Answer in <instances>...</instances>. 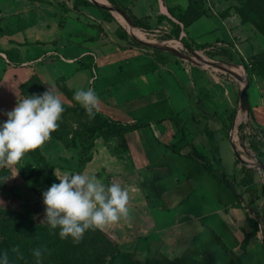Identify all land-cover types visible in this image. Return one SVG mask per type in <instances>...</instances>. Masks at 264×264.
Listing matches in <instances>:
<instances>
[{
	"label": "crops",
	"instance_id": "crops-1",
	"mask_svg": "<svg viewBox=\"0 0 264 264\" xmlns=\"http://www.w3.org/2000/svg\"><path fill=\"white\" fill-rule=\"evenodd\" d=\"M76 1L0 0V53L6 56L13 52L16 59L27 62L57 51L63 60H46L32 68L50 78V89L59 91L55 82L62 81L71 97L59 91L62 99L78 104L74 93L91 87L100 98L98 113L104 118L123 124H147L124 135L125 158L119 176L114 178L129 196L151 202L146 210L154 212L157 239L200 237L220 248L213 233L240 264H264L259 231L246 251L240 248L244 233L249 231L247 209L239 206L241 199L213 179L198 161L186 156L192 148L187 142L190 139L195 150L211 160L213 147L199 132L206 127L218 145L228 179L239 181L241 167L235 164L234 147L225 138L220 121L234 112L233 143L239 142L238 128L248 120L261 129L264 137V90L251 87L248 105L243 109L239 106L241 87L236 82H223L195 67L158 62L154 54L119 39L112 23L104 21L97 8L78 5L74 9ZM105 1L106 7L115 8ZM113 2L138 19L147 18L150 31L158 29L166 34L173 23H179L177 19L187 7V0ZM221 22L202 16L182 28L178 39L193 46L208 45L201 53L228 50ZM95 23L101 24L103 31L98 32L92 26ZM227 56L234 58L231 53ZM232 70L243 75L240 67ZM197 100L208 114L216 112V119H203L202 111L193 108ZM240 113L245 115L237 122ZM173 117L177 120H170Z\"/></svg>",
	"mask_w": 264,
	"mask_h": 264
},
{
	"label": "rangeland",
	"instance_id": "rangeland-1",
	"mask_svg": "<svg viewBox=\"0 0 264 264\" xmlns=\"http://www.w3.org/2000/svg\"><path fill=\"white\" fill-rule=\"evenodd\" d=\"M201 3L206 8L207 16L223 21L220 25L228 41L224 42L228 47L225 51L233 54V59L224 54L222 56L225 58L220 60L215 57L218 54L194 50L201 57L198 58L190 54L179 39L163 32L156 34L150 30L137 29L143 33L146 42L161 44L166 48L165 51H158L165 53V62L168 64L195 67L223 82H236L241 88L248 85V90L256 86L264 90V0H201ZM92 6L97 8L104 21L112 23L116 31H125L130 40L140 45L129 34L130 30L128 32L119 21L116 11L102 7L99 9L94 4ZM125 15L129 17L127 13ZM92 26L98 32L103 31L101 24L95 23ZM132 47L145 49L152 54L156 50L141 45ZM16 56L13 52L6 54L9 64L0 58V125L6 122L7 113L14 110L20 100L43 94L51 84L48 76L37 72L32 65H23L24 61H19ZM231 67H240L243 77L231 72ZM24 83L26 87H22ZM62 100L65 111L58 131L51 134V140L45 143L42 150L26 153L19 164L5 167L7 174L0 180V244L11 232L28 231L41 226L44 229L42 239L38 240L42 252L41 264H118L110 259L111 252L117 250L133 254L138 260L137 264H145L146 259H152L154 264H239L237 258L223 254L218 246L200 237L192 239L173 235L157 239V230L153 224L154 212L152 208L151 212L146 210L151 202L144 198L138 200L135 195L129 196L130 223L122 220L105 230H89L79 244L73 243L70 238L61 239L58 228L50 229L46 222H42L45 215L42 194L51 187L53 178L59 183L54 172L57 175H63L64 172L94 175L105 185H110L117 183L114 177L119 176L126 153L122 139L115 132L104 137L98 131L103 127L100 122L71 112L68 110L70 102L65 98ZM233 130V127L230 128L225 138L233 147L235 144L246 152L239 134V142H232ZM35 152L44 157V166L34 161ZM244 152V158L257 163L253 153L246 152L250 154L247 156ZM86 157L89 160L84 169L78 172L79 159ZM254 174L259 200L250 206L247 204V212L254 219L258 216L259 232L263 239L264 173L254 169ZM150 188L147 186V189ZM244 199L249 202L248 195H244ZM143 204L148 207L143 209ZM7 256L8 259L11 257L20 261V257L12 252ZM36 260L32 254L30 264H36Z\"/></svg>",
	"mask_w": 264,
	"mask_h": 264
},
{
	"label": "clouds",
	"instance_id": "clouds-1",
	"mask_svg": "<svg viewBox=\"0 0 264 264\" xmlns=\"http://www.w3.org/2000/svg\"><path fill=\"white\" fill-rule=\"evenodd\" d=\"M73 99L89 119L95 118L101 101L93 88L78 89ZM64 111L62 93L50 88L41 95L20 100L0 125V168L17 165L26 153L42 150L51 134L58 131ZM54 175L59 183H53L42 194L45 205L42 222L50 229L58 228L61 239L70 238L79 244L89 230H105L122 220L130 223L129 193L119 183L105 185L94 175L81 173L54 172ZM33 255L36 264H41V250H34ZM0 264H9L6 252L0 257Z\"/></svg>",
	"mask_w": 264,
	"mask_h": 264
},
{
	"label": "trees",
	"instance_id": "trees-1",
	"mask_svg": "<svg viewBox=\"0 0 264 264\" xmlns=\"http://www.w3.org/2000/svg\"><path fill=\"white\" fill-rule=\"evenodd\" d=\"M96 2L97 4H101L98 0H92ZM105 1V0H104ZM109 3L115 6V8L121 10L124 14L127 13L124 8L118 6L113 2V0H107ZM106 2V1H105ZM78 5H85V6H92V4L89 1L86 0H77L74 5V9L77 8ZM101 9V7H98ZM206 8L204 5H202L201 0H187V7L183 14L179 15L178 17V24L173 23V29L168 33L169 37H173L178 39L181 29H186L189 27L192 23H194L196 20L201 18L202 16L206 15ZM129 15V19L132 21L134 27L142 29V30H149V24L147 21V18L144 19H138L135 16L127 13ZM138 29V30H139ZM0 34H2V31L0 30ZM166 34V33H165ZM116 36L125 41H129V46H136L140 47L137 43H135L133 40H130L128 38V35L125 31H116ZM181 42L184 43V45L187 48L201 51L206 48H208V45H197L193 46L188 44L185 39H181ZM155 57L157 58V61L160 63H166L165 62V53L155 50ZM206 52H212L214 54L218 55H224L227 54L225 50H216L211 51L208 50ZM61 80H56V86L59 89L60 92H62L67 98H71L70 94L66 90V88L61 84ZM24 83L22 87H26ZM195 109H198L199 111H202L203 119H216V112H213L212 114H208L207 111H205L200 104V101L194 102ZM68 110H71V112L81 115V116H87L85 113V110L80 106V104H72L68 107ZM194 114V111L192 112ZM234 118V112H231L226 119L220 121L221 129L225 132V135H227L230 131V128H232V122ZM96 121L100 122V124L103 126L102 129L98 130L101 132V134L104 137H108L110 133L115 132L121 139L122 142L124 141V135L128 132H132L134 130H137L141 127L146 126V123L137 124V123H121L117 121H112L110 119L104 118L101 116L98 112L95 115ZM170 120L175 121L177 120L176 117L171 118ZM218 120V119H217ZM242 120V119H241ZM240 120V121H241ZM227 121V122H226ZM239 130H241V126L239 127ZM259 130V129H258ZM260 131V130H259ZM180 132L184 134V130L180 128ZM199 132L204 133L205 136L208 139V142L210 144V147H213L211 150V160L202 154L198 153L193 144L191 143V140L189 139L187 142L192 147L191 150L186 154V156L198 161L201 166L204 168V170L216 181L226 186L229 190L235 193L237 197L241 198V203L239 202V206L243 209H248L250 205L254 204L256 201L259 200V195L257 193V186L254 179V170L251 168L246 167L245 165H241V171L243 176L240 178L239 181H235L234 178L228 179L227 174L225 173L220 157L217 153V143L215 142L212 133L204 127L203 129L199 130ZM261 132V131H260ZM187 139V137H186ZM246 141L248 144V147L253 150V152L256 154L257 159L264 165V139H256L255 136H249L246 137ZM33 159L37 164H41L44 166V157L38 153H33ZM89 160V157H86L85 159H79V166L77 168L78 172H81L84 169V166L86 162ZM235 164H239L238 160H235ZM7 174V170L5 168L0 169V180H2ZM53 183L58 184V181L53 178ZM52 183V184H53ZM51 184V185H52ZM244 195L249 196V202H246L244 199ZM249 204V206H247ZM246 220L249 225V231L244 233V238L241 242L240 248L242 251H246L251 241L254 237H256L258 231H259V223H258V216L256 215V218H252L250 214L246 213ZM43 227L38 226L35 228H32L28 231H22V232H11L7 238H5L2 243L0 244V257L6 252L7 254L13 253L14 255L20 257V261H16L14 258H9V264H13L12 262H17V264H30L31 262V255L33 254L34 250L40 249V243H38V240H41L43 237ZM212 236L214 237L217 244L220 246L222 251L227 256H232L237 258L231 251H229L225 246L221 243V241L212 233ZM14 249H18V251H14ZM81 260V258H79ZM110 259L113 263L118 264H137L138 260L135 258V256L131 253H120L117 251H112L110 254ZM239 261V259L237 258ZM145 264H154L152 259H146ZM240 264V261H239Z\"/></svg>",
	"mask_w": 264,
	"mask_h": 264
},
{
	"label": "built area",
	"instance_id": "built-area-1",
	"mask_svg": "<svg viewBox=\"0 0 264 264\" xmlns=\"http://www.w3.org/2000/svg\"><path fill=\"white\" fill-rule=\"evenodd\" d=\"M155 32L156 34H160L161 32L157 29L156 31H153ZM0 58L1 59H4V61L6 63H10V61L7 59V57L0 53ZM63 60L64 59V56L60 53H58L57 51H48L46 53H44L43 55H41L40 57H38L37 59L35 60H29L27 62H24L23 65L27 66V65H35V64H38V63H41V62H44L46 60ZM261 131V129L259 127H257L256 125H254V123L251 121V120H248L246 121L243 125H241V130H239L238 128V131L237 133L240 135V142L241 144L246 148V152H251L253 153V155L255 156V158L257 159L256 157V154L253 152L252 149H250L248 147V144H247V141H246V137H249V136H255L256 139H264L263 135H262V131L260 132L259 130ZM234 152H235V155L237 157V160L239 161V165H245L246 167L248 168H251V169H257L259 170L256 165L258 162H260L258 159H257V163H254L252 161H249L247 160L246 158H244V156L242 155V153L244 152V149L242 147H236L235 144H234ZM244 152L245 154L250 155L249 153H246ZM243 162V163H242ZM248 164H252L253 167H249ZM262 243L264 244V238L262 239Z\"/></svg>",
	"mask_w": 264,
	"mask_h": 264
},
{
	"label": "water",
	"instance_id": "water-1",
	"mask_svg": "<svg viewBox=\"0 0 264 264\" xmlns=\"http://www.w3.org/2000/svg\"><path fill=\"white\" fill-rule=\"evenodd\" d=\"M92 4L98 6V7H102V8H108L109 11H116L119 15H121L124 20L130 25L133 27V23L132 21L119 9L117 8H114V7H106V6H103V5H100V4H97L96 2L92 1V0H89ZM134 39L143 47H146V48H151V49H156V50H161V51H165L166 48L163 47V45L161 44H152V43H148L146 41H143V40H139L137 38L134 37ZM186 47V46H185ZM187 48V47H186ZM167 51V50H166ZM188 51L190 54H192L193 56H196L198 58H201L199 56V54H197L196 51L192 50V49H189L188 48ZM202 61L204 62H208L207 60H204V59H201ZM223 69H225L224 67H221ZM247 90H248V85H245L243 88L240 89V92H239V106L243 109H245L248 105V101H247ZM243 163V162H242ZM249 167H253L252 164H248ZM256 167L258 169H260L261 171H263L264 173V165L261 163V162H258ZM239 199H241L240 197H238Z\"/></svg>",
	"mask_w": 264,
	"mask_h": 264
},
{
	"label": "bare ground",
	"instance_id": "bare-ground-1",
	"mask_svg": "<svg viewBox=\"0 0 264 264\" xmlns=\"http://www.w3.org/2000/svg\"><path fill=\"white\" fill-rule=\"evenodd\" d=\"M98 1L101 3L100 5H104V6H107L108 5L107 2H105L104 0H98ZM116 15H117L119 21L123 25L126 26L128 32L130 30L129 34L131 36H133V37H135V38H137L139 40L146 41V38L144 37L143 33L139 32V31H135L134 30L135 27L130 26L120 15H118V14H116ZM232 69H236V67H231L230 68V71L233 72L234 74H236L238 77H243V75H239V74L235 73V71H233ZM244 115H245V113H240L239 116H238V118H237V122H239L243 118Z\"/></svg>",
	"mask_w": 264,
	"mask_h": 264
}]
</instances>
